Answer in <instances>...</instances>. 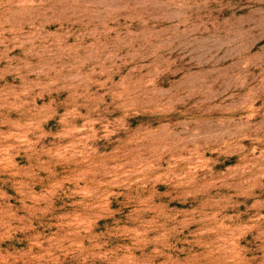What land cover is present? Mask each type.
Returning <instances> with one entry per match:
<instances>
[{"label": "rangeland", "instance_id": "rangeland-1", "mask_svg": "<svg viewBox=\"0 0 264 264\" xmlns=\"http://www.w3.org/2000/svg\"><path fill=\"white\" fill-rule=\"evenodd\" d=\"M0 264H264V0H0Z\"/></svg>", "mask_w": 264, "mask_h": 264}]
</instances>
